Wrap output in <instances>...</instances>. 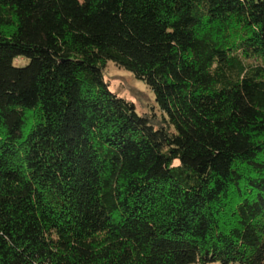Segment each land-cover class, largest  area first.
<instances>
[{
    "label": "trees",
    "instance_id": "obj_1",
    "mask_svg": "<svg viewBox=\"0 0 264 264\" xmlns=\"http://www.w3.org/2000/svg\"><path fill=\"white\" fill-rule=\"evenodd\" d=\"M212 262L264 264V0H0V264Z\"/></svg>",
    "mask_w": 264,
    "mask_h": 264
},
{
    "label": "rangeland",
    "instance_id": "obj_2",
    "mask_svg": "<svg viewBox=\"0 0 264 264\" xmlns=\"http://www.w3.org/2000/svg\"><path fill=\"white\" fill-rule=\"evenodd\" d=\"M25 65L23 59H17L16 65ZM105 80L109 83L112 91L134 103L136 110L140 114L151 115L156 113L160 115L155 95L152 90L142 81L137 80L133 74L113 61H108L104 71ZM201 264V263H193ZM207 264H221L220 262H212Z\"/></svg>",
    "mask_w": 264,
    "mask_h": 264
}]
</instances>
